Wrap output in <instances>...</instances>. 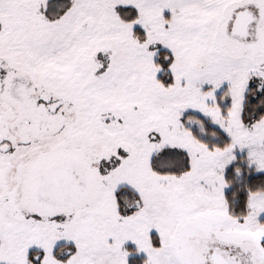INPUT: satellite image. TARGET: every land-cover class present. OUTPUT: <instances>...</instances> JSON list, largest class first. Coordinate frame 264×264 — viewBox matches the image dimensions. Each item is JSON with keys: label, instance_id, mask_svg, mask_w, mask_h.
<instances>
[{"label": "snow or ice", "instance_id": "6c2138e0", "mask_svg": "<svg viewBox=\"0 0 264 264\" xmlns=\"http://www.w3.org/2000/svg\"><path fill=\"white\" fill-rule=\"evenodd\" d=\"M0 264H264V0H0Z\"/></svg>", "mask_w": 264, "mask_h": 264}]
</instances>
